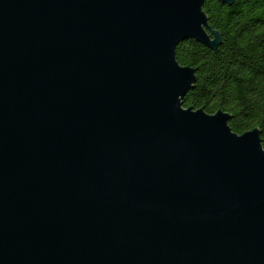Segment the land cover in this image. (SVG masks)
Listing matches in <instances>:
<instances>
[{"label":"water","instance_id":"obj_1","mask_svg":"<svg viewBox=\"0 0 264 264\" xmlns=\"http://www.w3.org/2000/svg\"><path fill=\"white\" fill-rule=\"evenodd\" d=\"M205 1L0 0V264H264L259 131L182 107Z\"/></svg>","mask_w":264,"mask_h":264},{"label":"trees","instance_id":"obj_2","mask_svg":"<svg viewBox=\"0 0 264 264\" xmlns=\"http://www.w3.org/2000/svg\"><path fill=\"white\" fill-rule=\"evenodd\" d=\"M203 12L220 46L211 51L194 40L177 46L176 61L196 77L182 107L227 113L233 133L257 129L264 149V0H235L231 6L206 0Z\"/></svg>","mask_w":264,"mask_h":264}]
</instances>
